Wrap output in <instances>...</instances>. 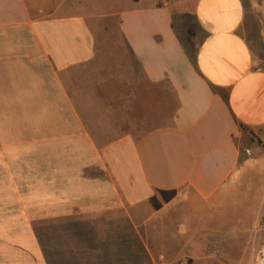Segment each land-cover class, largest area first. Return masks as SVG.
<instances>
[{"label":"crops","instance_id":"crops-1","mask_svg":"<svg viewBox=\"0 0 264 264\" xmlns=\"http://www.w3.org/2000/svg\"><path fill=\"white\" fill-rule=\"evenodd\" d=\"M263 7L0 0V264H212L264 165Z\"/></svg>","mask_w":264,"mask_h":264},{"label":"rangeland","instance_id":"rangeland-1","mask_svg":"<svg viewBox=\"0 0 264 264\" xmlns=\"http://www.w3.org/2000/svg\"><path fill=\"white\" fill-rule=\"evenodd\" d=\"M260 19L264 23V7ZM261 48L264 50V40ZM220 201L217 208L209 211L207 222L213 229L221 227L225 236L228 235V246L213 251L216 258L212 264H256L264 240V165L250 166ZM195 209V205L184 209L191 220L199 218ZM247 240L251 242V250L246 248Z\"/></svg>","mask_w":264,"mask_h":264},{"label":"built area","instance_id":"built-area-1","mask_svg":"<svg viewBox=\"0 0 264 264\" xmlns=\"http://www.w3.org/2000/svg\"><path fill=\"white\" fill-rule=\"evenodd\" d=\"M249 155L248 152H246ZM256 264H264V240L257 252Z\"/></svg>","mask_w":264,"mask_h":264},{"label":"trees","instance_id":"trees-1","mask_svg":"<svg viewBox=\"0 0 264 264\" xmlns=\"http://www.w3.org/2000/svg\"><path fill=\"white\" fill-rule=\"evenodd\" d=\"M185 264H191V262L190 261H187Z\"/></svg>","mask_w":264,"mask_h":264}]
</instances>
